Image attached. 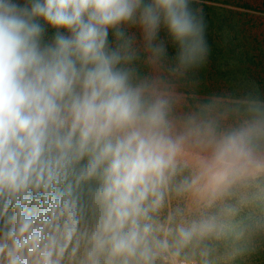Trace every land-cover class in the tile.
<instances>
[{
	"label": "clouds",
	"instance_id": "obj_1",
	"mask_svg": "<svg viewBox=\"0 0 264 264\" xmlns=\"http://www.w3.org/2000/svg\"><path fill=\"white\" fill-rule=\"evenodd\" d=\"M209 55L193 0H0V264H264V94Z\"/></svg>",
	"mask_w": 264,
	"mask_h": 264
},
{
	"label": "trees",
	"instance_id": "obj_2",
	"mask_svg": "<svg viewBox=\"0 0 264 264\" xmlns=\"http://www.w3.org/2000/svg\"><path fill=\"white\" fill-rule=\"evenodd\" d=\"M193 7L202 10L206 22L209 67L217 62H264V0L256 5L252 0H193ZM160 38L169 40L164 29ZM168 51L170 56L175 55L170 41Z\"/></svg>",
	"mask_w": 264,
	"mask_h": 264
},
{
	"label": "rangeland",
	"instance_id": "obj_3",
	"mask_svg": "<svg viewBox=\"0 0 264 264\" xmlns=\"http://www.w3.org/2000/svg\"><path fill=\"white\" fill-rule=\"evenodd\" d=\"M252 1L254 5L259 2V0ZM133 31L139 37V31L136 29ZM197 75L201 82V94L221 91L223 89H228L239 94L251 85L256 86L261 94H264V83L262 82L264 80V62H217L215 67H209L208 64H205L200 72L198 71Z\"/></svg>",
	"mask_w": 264,
	"mask_h": 264
}]
</instances>
